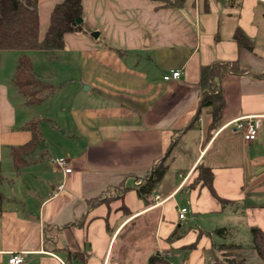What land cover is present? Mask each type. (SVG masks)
<instances>
[{"label": "crops", "instance_id": "crops-1", "mask_svg": "<svg viewBox=\"0 0 264 264\" xmlns=\"http://www.w3.org/2000/svg\"><path fill=\"white\" fill-rule=\"evenodd\" d=\"M57 1L39 3L42 33ZM82 8L81 23L98 36L67 32L53 52L76 62L69 106L83 84L85 105L66 113L63 105L60 117L19 114L20 105L32 106L12 82L19 53L0 52V264L11 253L22 254L21 264H148L156 252L169 264L174 257L187 264L198 249L213 264L222 243L241 245L252 264L250 244L213 239V230L264 231V2L83 0ZM236 29L252 49L237 43ZM213 62L246 70L221 78L215 120L210 107H199L200 68ZM170 70L182 73L164 80ZM36 117L39 142L16 168L10 148L31 140L25 124ZM41 120L50 126L42 128ZM246 121L258 124L253 141L237 126ZM61 156L70 161L69 173L52 162ZM161 159L164 174L140 197L137 186ZM200 165L211 169V188L195 179ZM149 217L151 245L120 238ZM188 248L194 253L186 256Z\"/></svg>", "mask_w": 264, "mask_h": 264}, {"label": "trees", "instance_id": "trees-1", "mask_svg": "<svg viewBox=\"0 0 264 264\" xmlns=\"http://www.w3.org/2000/svg\"><path fill=\"white\" fill-rule=\"evenodd\" d=\"M41 0H0V52L2 50H16L19 55L12 73V82L17 92L22 95L26 105L39 104L48 98L54 91V85L39 78L33 70L30 55L24 53L33 51H54L64 46V35L67 32L78 31L80 24L76 19L82 15L83 0H59L51 8L49 20L42 33L39 21V3ZM233 38L237 43L252 49L251 40L240 30L236 29ZM246 70L236 62H213L201 66L199 73L200 100L199 107H210L215 120L223 104L219 90L221 78L228 72L244 73ZM25 127L30 130L31 140L22 146L10 148V156L16 168L26 163L28 154L38 144L40 129L38 118L30 119ZM166 170L163 159L158 161L146 180L137 186L136 191L140 197L149 193L159 181ZM196 181L212 187V172L207 166H198ZM3 195L0 192V205ZM213 232L220 237L228 234L225 227L215 228ZM250 246L256 251L264 264V231L256 226L250 227ZM241 245L232 243L218 244L213 249V264H247L245 259L235 250H240ZM148 264H167L162 256L156 252L150 256Z\"/></svg>", "mask_w": 264, "mask_h": 264}, {"label": "rangeland", "instance_id": "rangeland-1", "mask_svg": "<svg viewBox=\"0 0 264 264\" xmlns=\"http://www.w3.org/2000/svg\"><path fill=\"white\" fill-rule=\"evenodd\" d=\"M229 1V0H228ZM39 12L42 15V8L39 6ZM82 22V21H81ZM79 23L80 24V29L78 31H74L77 32L78 34H83V36H87L89 39H93V32H97L96 30H92L91 28L87 29L85 23ZM88 27V26H87ZM43 29V26H42ZM8 54H12V52H16V50H10L8 51ZM18 53H20L19 51H17ZM24 53H27L28 55L33 57V61H35V71L38 74V76L43 79L46 82H49L51 84H53L54 86H56V90L53 93V97L50 99V101H45L43 103L40 104H35L32 105L31 107H27L26 109H23V106L20 105L18 107V113L22 114L25 113V111L27 110V115H33L34 117L36 115H39V117H60L62 115H65V113L67 112L68 109H70L72 106L74 107H80L85 105V87L84 84L79 86L80 89V93H78V96L76 98H73V103H71V105L69 106V100L71 97V90H73V86L74 84L71 82V79L76 80L79 79V70H78V74L76 73V62L73 63V58L67 59L66 61H64V56H66V53H62L61 55H57L58 52H53V51H33V50H27L24 51ZM56 54V55H55ZM98 57H96V62H97ZM9 60L5 59L3 57L2 59V64L6 65L8 64ZM65 66V67H63ZM112 73V72H111ZM181 75V74H180ZM180 77V76H179ZM178 77V78H179ZM87 85V84H86ZM19 96L22 97V95L19 94ZM23 98V97H22ZM84 103V104H83ZM63 105H66L65 108V113L61 114V107ZM24 110V111H23ZM23 115V114H22ZM37 118V117H36ZM39 120V118H38ZM41 126L42 128H45L46 126H50V123L45 122L44 120H41ZM61 128H63V126H61ZM61 132V130H59ZM50 139V137H49ZM51 140V139H50ZM56 146L57 148H60V144H58L56 142ZM136 227L138 228L137 231H134V227H132L131 225H128L127 228L124 229L123 233H121L120 238L123 239H142L145 243H149V245H151V241L153 238V235L155 233L153 224H151V220L150 217L145 219V220H137L136 221ZM134 225V223H133ZM153 234V235H152ZM220 236L215 234L213 235V239L219 238ZM222 237V236H221ZM223 237H227V238H231L235 241H237L236 239H239V241L241 242H247L248 245L250 244V240L251 239L249 234H246V232L241 231V230H235V231H229L228 234H226ZM248 240V241H247ZM217 246V245H216ZM215 246V247H216ZM248 249V248H247ZM192 250H194V248L191 249H187L186 250V256H188V254H192L194 252H192ZM250 250V249H249ZM235 252H239L238 250H235ZM252 252H254L255 256L258 258L257 254L255 253V251L252 250ZM204 251L203 250H196V253H194V255H192V257L190 259H186L187 261H191V263H187V264H210L209 260L204 259V255H203ZM254 255L252 256L250 253L247 254L249 263L255 264L256 263V257ZM174 260V264H180V259L178 258H173ZM259 260V258H258ZM205 261V263H204ZM167 264H169L166 261ZM139 264H143V263H139ZM263 264V263H261Z\"/></svg>", "mask_w": 264, "mask_h": 264}, {"label": "built area", "instance_id": "built-area-1", "mask_svg": "<svg viewBox=\"0 0 264 264\" xmlns=\"http://www.w3.org/2000/svg\"><path fill=\"white\" fill-rule=\"evenodd\" d=\"M263 1L264 0H260ZM182 72L180 70H170L167 74L163 75L164 80L177 79ZM237 126L242 129V137L245 141H253L257 137L258 124L256 121L238 122ZM64 173L71 171L70 161L67 157L61 156L52 159ZM60 188V186L58 187ZM186 212L185 207H181L178 211V218L183 219ZM23 262V256L20 253H11L5 264H21Z\"/></svg>", "mask_w": 264, "mask_h": 264}, {"label": "water", "instance_id": "water-1", "mask_svg": "<svg viewBox=\"0 0 264 264\" xmlns=\"http://www.w3.org/2000/svg\"><path fill=\"white\" fill-rule=\"evenodd\" d=\"M82 21L81 17L76 19V23L79 24ZM93 36L97 37L98 36V32H93Z\"/></svg>", "mask_w": 264, "mask_h": 264}]
</instances>
